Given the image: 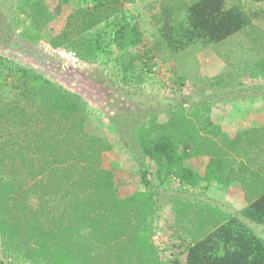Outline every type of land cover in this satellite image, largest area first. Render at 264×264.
Here are the masks:
<instances>
[{
  "label": "trees",
  "instance_id": "trees-1",
  "mask_svg": "<svg viewBox=\"0 0 264 264\" xmlns=\"http://www.w3.org/2000/svg\"><path fill=\"white\" fill-rule=\"evenodd\" d=\"M225 1L189 0L181 9L173 0L161 2L154 29H147L143 21L139 24L146 39L153 37L147 48L134 45L126 30V6L135 0H0L4 259L19 264H264V237L245 224L264 227V180L262 187L255 184L259 192L248 191L243 166L236 164L248 153V132L229 137L217 123L211 102L162 99V106L156 103L161 109L137 118L119 113L122 104L114 105L117 116L107 118L129 149L139 177L130 193L115 183V174L124 168L110 159L111 140L92 128L99 118L91 107L95 101L60 83L65 53L98 86L105 81L92 73L100 68L114 96L125 104L141 105L135 93L153 74L154 53L166 52L183 62L195 48L218 50L243 30L252 33L254 50L260 54L252 65L264 70V34L252 23L259 13L247 14L240 0L229 7ZM64 8L70 13L57 33L55 22ZM27 52L30 58L32 54L29 60L19 54ZM242 66H236L237 74L248 69ZM217 79L220 76L212 80ZM98 91L101 97L104 93ZM197 159L206 161L202 171L189 163ZM210 180L242 190L240 201L246 206L237 217L217 222L207 218L206 226H212L201 236L200 230L181 225L184 217L176 218V231L178 226L189 242L178 235L171 257H160L152 239V216L155 206L161 209L162 193L171 182L196 191L206 188L202 181Z\"/></svg>",
  "mask_w": 264,
  "mask_h": 264
},
{
  "label": "rangeland",
  "instance_id": "rangeland-1",
  "mask_svg": "<svg viewBox=\"0 0 264 264\" xmlns=\"http://www.w3.org/2000/svg\"><path fill=\"white\" fill-rule=\"evenodd\" d=\"M164 1L169 0H135L132 6H126L125 13L127 16L125 18V23H128L126 30L129 33L130 39L134 42V45H143L147 48L152 47L153 37L146 39L142 34V29L139 24L143 21L147 29L150 31L153 30L159 20V5ZM173 1L180 9L183 5L189 3V0ZM231 1L233 0L225 1L226 7L231 5ZM240 1L247 14L254 15L255 13H259L258 18L255 20L253 19L254 21L252 23L259 33L264 34V2L261 0ZM62 11L63 13L55 22V30L57 33L64 28L65 19L69 15L70 9L64 8ZM243 31L229 38L225 45L218 50L216 48H195V50L191 51L192 54H190V57L183 62H177L176 58L170 56L166 52H163L161 56L154 53V62L156 66L152 70L153 74L146 78L147 81L141 86L138 93L136 92V95L133 94L138 101L141 100V105H135V102L125 104L123 99L114 96L113 90L107 81L106 72L101 71L100 68H97L92 74L97 76L95 79L105 81L101 87L86 74L81 73L80 69L77 67L78 61L76 59L60 52L64 61L63 69L65 70L64 74L61 76L62 79L60 83L68 90L81 95L87 101H95V104L91 105V107L98 111L99 118L94 120L92 128L95 129L97 133L111 140L113 152L110 159L124 168L123 171H119L115 174V183L117 187L132 193L139 183V177L136 173V168L133 164L129 149L121 143L122 139L118 131L107 118L117 116V112L113 109L114 105L120 107L122 104V106H124L122 107L123 111H118L119 113H129L131 116L137 118V115H147L148 112H155L161 109L162 107L156 106V103L159 101V105L162 106V99L187 98L194 101L196 99L195 102L198 105L204 102L212 103L210 104L211 108L217 113L215 116L218 115L217 117L220 119L217 122H220L222 118V124H220L223 125V128L221 127L222 131L229 134L228 136L233 135L242 128H246L249 121L245 117L247 107H244L243 99L246 95L252 93L257 95L260 90H263L264 94V83L263 85L262 83L259 85L260 89H258V85L255 87L256 89L248 85L250 82H264V70L254 68L255 66L252 65L254 62L253 60H255L254 58H259L260 54H257V51L254 50L250 36L252 33H248V31L244 33ZM10 51L18 53V50L15 49ZM217 51H219L222 56H220ZM19 54L28 60L32 58V54L30 55L31 58L29 57V52ZM243 61L248 62V66H242V64H244L242 63ZM231 66L234 67V69H232ZM236 66H242V68L248 69H241V74H237L236 72L239 71H237V69L235 70ZM227 73L232 75L227 77V75H225ZM219 76L220 79H217L215 82L212 80ZM256 77H259L258 79H260V81H258ZM111 81L118 84L114 79H111ZM57 82L59 81L57 80ZM99 88H101L104 93L101 97H99ZM244 89H254V91L243 92ZM129 91L131 94L134 92L133 89H129ZM257 101L259 102L256 105H260L264 108V96ZM248 109H250V107H248ZM261 121L264 123V117ZM258 132L259 146L256 148L261 147L264 151V126H261ZM126 141L128 140L126 139ZM253 152L256 153V151L251 149V153ZM205 162V160L197 159L189 163L193 170L202 171ZM104 165L108 166L107 159H105ZM238 171L239 167L235 169V173H238ZM250 172H248V175L251 174V177L262 174L261 178L255 179L250 185L248 181L245 183L243 179V185L245 188H248V191L253 189L254 192H259V189L254 188L255 184L262 187L261 183L264 180V167L258 174ZM201 185L206 188L202 190L197 189L195 191L192 189H181L175 182H171L170 186L168 184V187H170L169 190L162 193L161 209L157 211L158 206L154 207V214L152 216L153 227L162 230L161 234L157 235L158 239L155 240L164 245L160 248L165 249L162 250V253L165 251L163 256L166 260L169 259L168 251H172L174 244H176V236L178 238V235H180L183 240L189 242V239L182 234L178 226L177 229L179 233L173 230L176 229V218L184 217L185 219L182 220L181 225L188 230L192 228L193 230H200L198 231V236H201L202 230L209 229L212 226L211 223H209L210 226H206L205 220L207 218L211 217V219L215 220L214 222H217L218 220H224L234 216L237 217L239 215L236 208L231 209L226 206L227 202H230L231 197L227 196V188L222 187L223 185H227L224 181L221 180L220 183L211 180L208 182L202 181ZM234 189L240 193L242 191L239 188ZM232 192H234V190H232ZM234 195H236V193H234ZM184 200H188L189 202H184ZM243 203H241L240 206L244 208L246 203ZM245 224L256 236L263 239V226H258L247 221ZM202 227L204 228L202 229ZM194 234H196V232H194ZM194 237H197V235H194ZM178 242H180V240ZM186 242L183 244L184 247L187 246L188 242ZM0 260H3L4 264H19L13 261L9 263V260L4 259L1 253Z\"/></svg>",
  "mask_w": 264,
  "mask_h": 264
},
{
  "label": "crops",
  "instance_id": "crops-1",
  "mask_svg": "<svg viewBox=\"0 0 264 264\" xmlns=\"http://www.w3.org/2000/svg\"><path fill=\"white\" fill-rule=\"evenodd\" d=\"M263 85V81H261L260 83H249L248 85L251 88L256 89L255 87L258 85V89L259 85ZM254 89H244L243 92H248V91H254ZM258 95V96H257ZM257 95H255L254 93L250 94V95H246L243 99V105L244 107H247V110L245 111V117L248 119L249 124L246 126V128H242L239 131H236L233 135L229 136V137H234L235 134L239 133V132H248L249 133V141L246 140L244 141L245 143H248V148H247V155L241 157V159H237L236 160V164H238V162H241L242 164V171H243V178H244V182L246 183L248 181L249 185L251 184L252 181H254L255 179H259L261 178L262 174L251 177V174L248 175V172H253L254 174H258V172L260 170H263L264 167V151L262 150V148H256L258 147V129L261 128V126H264V123L261 121V119L264 117V108H262L260 105H256L259 101H257L259 98L263 97V90H260ZM250 105V106H249ZM248 107H250V109H248ZM214 115L217 114L216 112H214ZM219 114V113H218ZM218 116V115H217ZM216 116V117H217ZM219 117H218V121H219ZM219 125L222 124V118L220 122H217ZM263 123V124H262ZM223 125H220V127H222ZM223 128V127H222ZM221 128V129H222ZM229 135V134H227ZM251 149L253 151H256V153H251ZM250 151V153H249ZM263 155V156H262ZM250 172V173H251ZM261 180V179H260ZM234 188H237L236 186L230 185L227 188V196H230L231 200L230 202H227L226 206L228 208L231 209H235L239 212V208H241V201L240 198L242 196V194L239 191H236ZM232 190H234V192H232ZM234 193H236V195H234ZM233 194V195H232ZM239 198V199H238ZM238 199V200H237ZM235 211V210H234ZM174 231H176V229H173ZM161 229H155L152 235V239L155 242L157 249H158V254L160 255V257L163 256L164 252L162 253V250H165L164 248H160L161 246H164L163 244H161L160 242H156L155 239L157 238V235L161 234ZM159 232V233H158ZM177 237V236H176ZM176 245L178 244V240L175 241ZM172 249V248H171ZM168 258L171 257L172 253H170L171 251H168Z\"/></svg>",
  "mask_w": 264,
  "mask_h": 264
}]
</instances>
